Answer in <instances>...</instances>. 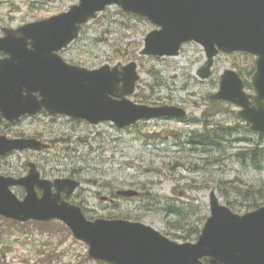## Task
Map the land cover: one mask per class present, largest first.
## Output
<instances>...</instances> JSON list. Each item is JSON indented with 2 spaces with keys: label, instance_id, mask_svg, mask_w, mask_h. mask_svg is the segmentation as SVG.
I'll return each instance as SVG.
<instances>
[{
  "label": "rangeland",
  "instance_id": "374dc122",
  "mask_svg": "<svg viewBox=\"0 0 264 264\" xmlns=\"http://www.w3.org/2000/svg\"><path fill=\"white\" fill-rule=\"evenodd\" d=\"M76 2L77 0H0V30L2 27H17L47 18L65 11ZM114 8L115 6H111L104 13V19H97L102 21L100 25L97 21L87 24L81 40L84 39L88 45L83 50L76 52L77 50L67 48L63 57L74 59L75 63L87 68H97L104 63L125 64L130 60L118 58V49L126 50L128 56L137 54L131 59L139 62L141 79L133 99L137 101L138 94H142L146 97L143 101L145 103H178L187 110L186 120H151L120 130L109 122L90 125L66 117H26L15 128H1L8 129L6 132L9 135L21 132L25 136L41 137L43 134L50 140L52 148L38 153L14 152L10 157L0 159V172L21 176L27 172V162L33 161L38 164L42 175L48 178L73 174L81 181V186L72 196V201L81 204L89 217L128 216V219L151 225L163 233L170 231L165 225L166 216L157 212L158 207L167 205L163 199H156L149 209H145L142 197L114 196L116 190L131 188L143 194L147 192L158 197H176L175 200L192 202L194 205L199 202L204 208L201 214L208 213L210 189H215L224 200L227 197L240 202L239 198L225 192L232 182L218 180H232L235 175H239L238 178L242 181H238L236 185L241 188L251 186L252 194H256V187L264 184L262 147L236 152L242 154L238 165L232 163V156L228 157L222 151H228L233 138H246V133L220 131L213 125L214 128H209L206 133L208 144L194 138L191 142L194 148L187 144L180 146V141H190V136L185 137V134L200 128L199 125L192 124V118H199L205 108L203 91L209 88L210 81H217L224 68H233V64H240L242 61L245 63L247 60L244 56L218 55L211 79L204 83L195 81L196 69L203 62V51L198 45L185 44L177 57L140 58L136 51L138 47L141 48L145 34L154 27L139 18L121 17L114 13ZM155 70L160 72L159 77L154 73ZM174 73L178 74L177 85L175 79L172 81L170 78ZM245 79L248 80L249 76ZM210 87L214 85L211 84ZM211 89L208 92H213L215 87ZM192 92L196 94L192 96ZM248 92L252 93L251 90ZM221 105L223 110L212 122L234 123L236 107L230 103ZM46 130H52V133L48 134ZM54 140L62 142L51 143ZM213 154L222 155V159L215 161L206 156ZM198 163L202 167H198ZM209 163L213 164L208 165ZM261 166L262 171L257 172ZM215 181L223 183L221 189L214 185ZM186 186L194 189H187ZM143 187H148V190ZM16 189L22 190L18 187L14 188ZM173 189L178 191L179 196L173 195ZM252 194L248 193L247 196ZM22 196L19 195L20 198ZM235 205L239 208L237 203ZM134 216L138 218L134 219ZM170 232L172 234L169 236L177 239L174 232ZM67 235L66 231L58 232V228L54 226L51 231L41 233L34 226L24 230L16 227L14 230L0 229V253L4 252V258L0 257V264H39L41 260H45L46 264H103L86 258L87 246Z\"/></svg>",
  "mask_w": 264,
  "mask_h": 264
},
{
  "label": "water",
  "instance_id": "95a60500",
  "mask_svg": "<svg viewBox=\"0 0 264 264\" xmlns=\"http://www.w3.org/2000/svg\"><path fill=\"white\" fill-rule=\"evenodd\" d=\"M79 1V5L67 13L8 31L2 39L5 41L0 42V49L4 50L9 49L11 39L20 37L25 42L24 49H10L19 56V61L14 65L6 63L2 71L6 99H9L11 88L16 90V99L25 92L22 112L26 108V112L35 113L45 107L51 113L83 117L94 123L109 119L119 126L134 123L139 118L184 114L179 108H149L125 99V95L133 91L138 77L135 62H129L120 70L117 67L110 69L107 65L98 70H87L64 63L54 53L76 36L80 23L94 17L95 12L106 5L116 3L124 10L147 16L160 26L147 34L142 54L177 55L181 43L189 40L202 45L206 61L198 70L201 78L209 76L218 49L255 54L256 71L251 84L256 95L252 106L250 96L242 91L243 82L230 70L221 75L219 91L211 97L228 99L242 106L239 115L252 129L264 131V0ZM28 40L29 48L26 47ZM0 106L7 110L8 117H12L13 109L1 100ZM14 109L21 111L20 106ZM0 138L3 140H0V153L27 146L39 148L33 141ZM31 176L41 185L33 169L27 178L19 181L25 182ZM0 181L5 182L0 187V213L19 220L59 218L69 225L78 239L89 244L88 256L116 264H203L198 258L204 255L209 256V264H264V207L237 215L219 205L211 195V216L198 242L195 245L177 244L139 222L121 219L87 221L78 207L60 197V190L68 188L69 194L76 187L74 181L56 180L55 194L43 186L40 199L25 185L27 196L23 202L17 201L7 189L13 181L2 177ZM121 193L131 195L134 192Z\"/></svg>",
  "mask_w": 264,
  "mask_h": 264
},
{
  "label": "trees",
  "instance_id": "16d2710c",
  "mask_svg": "<svg viewBox=\"0 0 264 264\" xmlns=\"http://www.w3.org/2000/svg\"><path fill=\"white\" fill-rule=\"evenodd\" d=\"M219 109H217V111H218ZM207 111L208 110H206L205 112H204V116H206V115H209V116H213L216 112H214V113H207ZM225 128H228V127H225ZM233 129H234V127H233ZM230 133V132H229ZM217 147H218V149H221V146L220 145H217ZM223 151V153H226V150H222ZM236 155V157H239V158H241V155L242 154H235ZM208 156H211V157H214V159L217 157V159L219 158V156H220V154H218V155H208ZM239 160V159H238ZM236 188L237 187H231V189L232 190H236ZM262 196H260V197H255V198H251V200H252V203L251 204H255L256 203V201L257 200H261V199H264V194L262 193L261 194ZM155 195H153V196H151L152 198L154 197ZM193 208V207H192ZM194 215H195V213L197 212L195 209H191L190 210ZM180 217H183V219H186V221L187 222H189V217L188 216H184V215H181L180 214V212H178L177 213ZM170 223V226L172 227V228H175V229H182V226H185V225H183V224H181V222L178 220H175V221H173V222H169ZM200 223H201V217L199 218V217H196L195 218V220H193L192 222H191V224L189 225V227L185 230L186 231V235L189 237L190 236V234H191V232H198V228H199V225H200Z\"/></svg>",
  "mask_w": 264,
  "mask_h": 264
},
{
  "label": "bare ground",
  "instance_id": "6f19581e",
  "mask_svg": "<svg viewBox=\"0 0 264 264\" xmlns=\"http://www.w3.org/2000/svg\"><path fill=\"white\" fill-rule=\"evenodd\" d=\"M217 151V150H216ZM216 153V152H215Z\"/></svg>",
  "mask_w": 264,
  "mask_h": 264
}]
</instances>
